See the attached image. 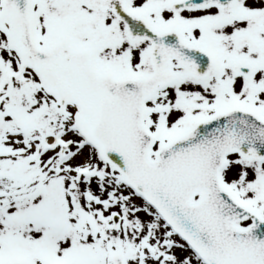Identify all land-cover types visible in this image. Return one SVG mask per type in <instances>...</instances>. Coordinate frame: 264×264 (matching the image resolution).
Wrapping results in <instances>:
<instances>
[{"label":"snow or ice","instance_id":"1","mask_svg":"<svg viewBox=\"0 0 264 264\" xmlns=\"http://www.w3.org/2000/svg\"><path fill=\"white\" fill-rule=\"evenodd\" d=\"M0 264H264V0H0Z\"/></svg>","mask_w":264,"mask_h":264}]
</instances>
